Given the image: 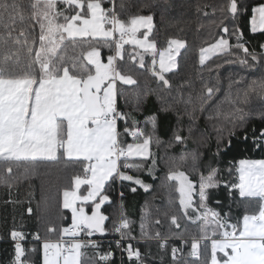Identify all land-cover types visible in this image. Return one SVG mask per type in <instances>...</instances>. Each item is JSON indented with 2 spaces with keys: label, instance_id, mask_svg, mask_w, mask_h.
Returning a JSON list of instances; mask_svg holds the SVG:
<instances>
[{
  "label": "snow or ice",
  "instance_id": "1",
  "mask_svg": "<svg viewBox=\"0 0 264 264\" xmlns=\"http://www.w3.org/2000/svg\"><path fill=\"white\" fill-rule=\"evenodd\" d=\"M154 6L155 0L144 5ZM208 6L198 4L197 11ZM211 7L214 14H220L219 20L213 22L218 32L212 43L200 49L201 65L212 56L227 54L235 59L225 62L238 63L248 70L249 76L231 79L229 96L236 86L235 98L216 102L211 111L206 105L220 91L218 87L205 85L206 91L198 104H192L191 94L184 100L181 93L172 102L157 96L159 107L147 114L141 110L138 96L133 111L143 116L144 127H141L140 119L119 107L123 93L118 83L137 84L132 75L122 70L121 62L126 57L130 61L138 57L139 67L144 69L145 54H150L148 71L163 88L170 89L165 74L176 67L175 55L185 47L184 41L172 40L166 50L158 53L155 41L150 39L153 15L123 18L122 0L119 6L116 0H0V168L8 174L0 177V183L11 188L13 165L18 169L23 166L26 177L40 163L64 162L72 167L69 182L62 190V207L71 213L70 224L62 227L55 239L42 240L39 233L34 236L36 241L42 240V264H87L89 260L92 264H114L111 247L102 251L99 243L91 239L108 231L105 222L109 217L102 211V205L110 202L107 188L119 179L150 190L152 185L128 174V170L144 171L155 179L159 158L153 146L157 149L163 146L166 150L180 148L178 155H167L165 159V179L177 182L182 216L197 225L198 230L190 240L185 239L183 232L177 234L184 245L190 243V249L185 255L183 247H172L171 264H264V158L239 160L227 169L231 176L234 168L238 173L236 180L221 181L219 167H213L211 162L207 174L200 170L204 155L201 149L211 148L203 131L197 135V122L206 111L207 120L221 115L230 118L229 139L218 136L212 153L219 156L222 150L231 147L236 128H243L246 117L252 114L240 105H248L253 97L264 102V43L256 50L243 41V32L235 23L246 11L242 0H222ZM249 24L251 32L264 33V3L252 9ZM232 38L235 43L230 42ZM84 43L91 49L86 64L68 55L70 46L74 49ZM125 45L143 51L133 53ZM101 47L108 49L106 62ZM148 95L144 94V103ZM224 103L230 106L228 113L223 112ZM169 116L174 117V122ZM259 117L264 119V111ZM129 136L132 142L126 139ZM244 139H248L246 133ZM252 139L254 147L264 151V129L258 134L254 130ZM189 142L196 147L189 150ZM189 167L197 180L184 170ZM222 182L230 196L235 190L245 202L244 213L235 223L230 208L225 212L208 203L210 190L220 187ZM130 190L136 192L137 188ZM28 211L31 213V208ZM170 219L177 229L181 227L180 217L172 215ZM129 224L121 211L113 224V231L120 236L115 246L127 254L129 264H145L138 248L131 243L125 247L126 238L135 239L124 231L129 229ZM82 234L88 239H83ZM141 235H148L143 222ZM159 235L156 233V237ZM10 236L15 242L10 264H32L26 256L28 250L21 243L24 233L12 230ZM160 248L167 249L166 239ZM84 249H91L93 257Z\"/></svg>",
  "mask_w": 264,
  "mask_h": 264
},
{
  "label": "trees",
  "instance_id": "2",
  "mask_svg": "<svg viewBox=\"0 0 264 264\" xmlns=\"http://www.w3.org/2000/svg\"><path fill=\"white\" fill-rule=\"evenodd\" d=\"M122 2L124 4L123 18L135 14L153 15L154 28L150 39L155 41L157 51L165 49L172 40L185 42V47L180 50L176 59L175 69L165 74L170 82V89L163 88L158 79L152 77L148 71V68L151 67V56H145L146 67L144 69L139 67V58L130 61L126 57L125 62H121L122 70L132 75L137 80V84L118 83V88L123 93L118 101L119 107L125 112H132L137 119H140L141 127H144L143 116L139 112L133 111L137 106L138 96L141 97L139 106L145 114L159 107L157 96L172 102L181 93L184 100H188L189 94H191L192 104H198L200 96L206 91L205 85L220 89L215 94L213 101L206 105L208 111H211L212 106L218 101L235 98L238 88L233 86L232 94L229 96L230 80L249 76L248 70L238 63L225 62L234 60L235 56L216 55L203 65L198 61L200 49L206 48L209 43H212L218 32L213 22L219 20L220 14L219 12L214 14L211 5L219 4L222 0H168L167 4L164 3V0H155V6L152 8L144 7V5L152 4L153 0H122ZM242 2L246 11L235 23L240 26L243 32V41L246 42V46L259 50V45L264 43V33L251 32L249 20L252 9L264 3V0H242ZM120 3L121 0H116L117 6ZM198 4L209 6L202 7L200 11H197ZM91 39L88 38V40ZM230 42L235 43V38H232ZM96 46L100 47L99 44ZM125 48L133 52L130 46H125ZM90 50L89 44H78L74 49L69 47L68 55L82 59L86 64L87 52ZM100 51L106 62V56L109 54L108 49L101 47ZM233 51L235 50L233 49ZM240 54L242 55V52ZM218 65L220 66L218 67ZM145 93H149L146 103L143 101ZM240 106L252 114L246 117L243 128H236V135L231 137V147L222 150L219 156L212 154L215 151V143L218 136H222L225 140L229 139V131L232 129L231 119L221 115L213 120H207L208 111H206L200 115L197 122V135L203 131L211 148L210 151L201 149L204 155L201 157L200 170L207 174V165L211 162L213 167H219L221 181L229 183L236 180L238 176L234 168L230 176L227 172L229 167L237 165L241 159L264 158V151L254 147L252 139L254 130L258 134L260 130L264 129V119L259 117V113L264 111V102L253 97L248 105L241 104ZM183 107L182 104L181 108ZM229 111V104L224 103L223 112L228 113ZM169 119L174 122V117L169 116ZM185 120H187L186 117ZM236 123L240 122L236 121ZM161 124L163 127V116H161ZM245 133L248 136L247 140L244 139ZM161 136L164 139L167 138L163 136L162 132ZM126 139L128 142H132V138L127 137ZM188 147L191 150L196 146L189 142ZM152 150L157 153L159 158L154 172L155 179L144 171L128 170V174L139 176L147 184L152 185L150 190L145 191L131 182L119 179L107 188L110 202H106L102 206V211L109 217L105 224L108 231L106 234L97 233L91 239L99 243L102 251H107L111 247L115 253L114 264H129L127 254L117 249L114 243L120 236L113 231V224L118 221L121 211L130 222L129 229L124 231L130 232V235L135 237V239L126 238L125 247L131 243L133 247L138 248L145 264H171L172 247H183L185 255L190 249V243L184 245L181 240L177 239V234L183 232L185 239L189 240L191 235L198 234L197 225L191 224L182 216L178 204L179 192L176 191L177 182L165 179L167 174L165 159L167 155H178L180 148L166 150L163 146L159 149L153 146ZM190 164L191 161H189V166ZM184 170L189 172L193 180L198 179L195 174L190 172V167ZM71 172L72 167L66 166L64 162H49L38 164L36 171L26 177L23 166L18 169L13 165L10 177L11 188L0 183V264H10L13 259L15 242L10 236L12 230L24 233L25 239L21 243L28 250L26 252L27 259L32 264H42V240L45 238L55 239L59 235L60 229L68 226L71 222L70 213L62 207V190L69 182ZM7 175L4 169L0 168V177ZM132 187H136L137 191L132 192L130 190ZM170 201L174 203H170ZM216 201H220V203L217 204ZM145 202H147V207H145ZM208 203L210 207L225 212L230 208L233 223L244 213L245 202L239 198L238 192L235 190L230 196L229 190L223 182L220 187L210 190ZM29 208L32 210L31 213L28 211ZM88 210L90 213V209ZM172 215L180 217L181 227L179 229L172 225L170 219ZM157 220L159 223H156ZM142 222L144 231L148 233L147 236L141 235ZM49 228H54L56 231L49 232ZM37 233L41 236V241L34 239ZM156 233L160 234L158 238L167 240V249L160 248ZM33 248L36 249L35 252L31 251ZM84 251L88 253L89 257H93L91 249H84ZM87 264H92V261L89 260Z\"/></svg>",
  "mask_w": 264,
  "mask_h": 264
},
{
  "label": "rangeland",
  "instance_id": "3",
  "mask_svg": "<svg viewBox=\"0 0 264 264\" xmlns=\"http://www.w3.org/2000/svg\"><path fill=\"white\" fill-rule=\"evenodd\" d=\"M143 31H144V29L141 30V32H143ZM257 32H260V31L258 30ZM255 33H256V32H255ZM138 38H142V36H140V34H138ZM125 46H127V45H125ZM130 47H131V49L133 50V52H137V51L142 52V51H143L142 49H139V48H135V49H134L133 46H130ZM168 47H169V44H168V46H167L165 49L160 50V51H164V50H166ZM172 48L175 49V45H172ZM181 49H182V48H181ZM181 49H180V50H181ZM180 50H179V52H180ZM160 51H158V53H159ZM178 54H179V53H178ZM178 54L175 55V60L177 59ZM146 55H147V56H151L150 54H145V56H146ZM212 57H213V56H212ZM137 59H138V57H137ZM156 59H157V67H158V64H159V55H157ZM198 61H199V64H201V63H200V54H199V60H198ZM206 61H207V60H206ZM206 61H205V62H206ZM174 69H175V68H174ZM174 69H173V70H174ZM62 201H63V196H62ZM161 239H162V238H161ZM42 258H43V249H42Z\"/></svg>",
  "mask_w": 264,
  "mask_h": 264
},
{
  "label": "built area",
  "instance_id": "4",
  "mask_svg": "<svg viewBox=\"0 0 264 264\" xmlns=\"http://www.w3.org/2000/svg\"><path fill=\"white\" fill-rule=\"evenodd\" d=\"M129 137L132 138L131 136H129ZM82 238H83V239H88L86 236H83V234H82ZM119 239H120V238H119ZM164 240H165V239H163V238L161 239V238H158V237H157V241H159L160 243L163 242ZM41 243H42V242H41Z\"/></svg>",
  "mask_w": 264,
  "mask_h": 264
},
{
  "label": "crops",
  "instance_id": "5",
  "mask_svg": "<svg viewBox=\"0 0 264 264\" xmlns=\"http://www.w3.org/2000/svg\"><path fill=\"white\" fill-rule=\"evenodd\" d=\"M127 46H131V45H127ZM66 210V209H65ZM68 211V210H67ZM70 213V211H68ZM70 216H71V213H70Z\"/></svg>",
  "mask_w": 264,
  "mask_h": 264
},
{
  "label": "water",
  "instance_id": "6",
  "mask_svg": "<svg viewBox=\"0 0 264 264\" xmlns=\"http://www.w3.org/2000/svg\"><path fill=\"white\" fill-rule=\"evenodd\" d=\"M103 206V205H102ZM90 214V213H89ZM107 222V221H106ZM106 222H105V224H106Z\"/></svg>",
  "mask_w": 264,
  "mask_h": 264
}]
</instances>
